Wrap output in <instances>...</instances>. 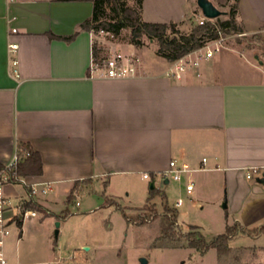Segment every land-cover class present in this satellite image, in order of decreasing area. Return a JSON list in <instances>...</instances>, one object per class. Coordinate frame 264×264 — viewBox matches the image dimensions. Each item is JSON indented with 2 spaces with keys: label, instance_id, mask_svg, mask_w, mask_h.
I'll return each instance as SVG.
<instances>
[{
  "label": "crops",
  "instance_id": "1",
  "mask_svg": "<svg viewBox=\"0 0 264 264\" xmlns=\"http://www.w3.org/2000/svg\"><path fill=\"white\" fill-rule=\"evenodd\" d=\"M93 10L91 0H0V163L13 159L18 141L43 160L41 174L4 184L11 200L6 264H115L62 255L54 229L67 207L57 214L52 197L69 195L77 180L107 188L137 175L169 184L175 160L187 171H222L227 185L260 190L246 171L264 166V63L223 45L181 80L165 74L170 61L159 55L141 56L134 77L102 78L90 66L103 34L80 29ZM237 21L249 32L264 28V0H240ZM10 43L19 45V76ZM47 183L43 199L27 191ZM31 198L44 209L24 216L19 205Z\"/></svg>",
  "mask_w": 264,
  "mask_h": 264
},
{
  "label": "rangeland",
  "instance_id": "2",
  "mask_svg": "<svg viewBox=\"0 0 264 264\" xmlns=\"http://www.w3.org/2000/svg\"><path fill=\"white\" fill-rule=\"evenodd\" d=\"M211 1L227 12L220 18H227L230 3L227 0ZM127 3L136 6V0H127ZM140 14L143 20L176 22L181 32L191 31L202 17L196 0H143ZM130 36V28L124 29L117 37L103 33L102 56L106 54L110 42L113 46L116 43L123 51L133 49L127 46ZM143 40L145 44L137 50L139 55H158L157 42L146 36ZM222 43L264 63V28L255 32L246 30L242 36L226 34ZM170 175L169 184H163L159 179L155 183L158 188L162 186L169 204L178 209L180 229L187 231L192 225L198 226L211 240L225 232L228 225L238 223L237 235L230 239L228 250L219 251L212 247L202 253L184 240L159 237L163 209L158 195L153 198L158 215L141 224L128 221L116 204H106L105 198L113 195L126 213L137 215L142 211L151 180L133 175L124 185L115 182L112 187L104 188L100 182H94L78 196L80 205H76V197L74 202H66L68 191L53 195V202H56L59 211L57 214L65 207L71 211L67 218L55 220V229L59 222L57 240L63 257L103 258L115 264H140L141 257L147 259V264H264V232L261 233L259 228L264 223V185L257 181L256 176L248 180L259 186L258 192L247 189V186L243 188L242 181L240 186L227 185L222 171L192 169L181 172L178 180L173 179V173ZM191 181L193 189L187 192L186 185ZM37 195L43 199L50 194ZM179 199L181 203L177 204ZM224 203L227 205L224 206ZM83 242L87 245H81Z\"/></svg>",
  "mask_w": 264,
  "mask_h": 264
},
{
  "label": "trees",
  "instance_id": "3",
  "mask_svg": "<svg viewBox=\"0 0 264 264\" xmlns=\"http://www.w3.org/2000/svg\"><path fill=\"white\" fill-rule=\"evenodd\" d=\"M94 5L93 14L90 18L80 24V29L103 30L114 37L120 36L126 28L131 29L129 43L136 47H142L145 42L143 37L155 41L158 44L157 54L168 61L172 62L185 53L203 46L206 41L230 33L245 32L243 25L238 23L237 14L240 0H227L230 3V10L227 18L207 19L203 23H198L191 31L181 32L176 22H159L143 20L140 9L143 0H136V6H131L127 0H91ZM112 12V14H111ZM64 37L65 39L73 38L76 33ZM103 46L96 45L94 56L102 57ZM16 159L10 165L0 163V172L8 176L9 182H22L23 177L27 175H39L42 173L43 160L39 151L35 150L29 142L18 141L16 144ZM93 179L85 178L77 180L67 196V202H74L76 193L83 191L84 187L90 186ZM27 191H31V186L26 185ZM158 195L162 202L163 219L162 231L159 237L171 239L172 241L184 240L187 245L204 253L210 248H216L219 251L229 249V241L237 235L236 229L238 223L228 225L226 231L214 236L208 240L200 231L198 226L192 225L189 230L182 231L178 224L179 211L176 207L171 206L168 202L166 192L156 186L150 187L148 196L142 211L135 214H128L122 208L120 203L114 197L107 196L106 204H116L117 208L122 211L128 221L136 224L144 223L158 215V208L153 198ZM23 207L33 210H43V206L34 199H29L23 203ZM71 214L67 207L58 218L67 217ZM258 228V227H254ZM261 232H264V224L259 226ZM245 232V231H243Z\"/></svg>",
  "mask_w": 264,
  "mask_h": 264
},
{
  "label": "built area",
  "instance_id": "4",
  "mask_svg": "<svg viewBox=\"0 0 264 264\" xmlns=\"http://www.w3.org/2000/svg\"><path fill=\"white\" fill-rule=\"evenodd\" d=\"M13 1V0H10ZM209 18L205 17L202 14V17L200 19V23H203L205 20ZM99 33H105L110 36H113V34H110L108 32H105L103 30H98ZM220 36L218 38L210 39L206 41V43L198 48H195L178 59L170 62L169 67L167 68L165 74L169 77H172L177 80H181L183 74L189 69V68H198L200 65V61L202 59H208L211 58L215 52H217L222 46V40H223V34L221 31H219ZM238 35H244L245 32H238L236 33ZM111 45V46H110ZM108 46V50L106 54L101 58H97L94 56L92 64L90 66V70L92 73H95L97 76L102 78H112V79H121V78H129L134 77L137 74L138 66L141 63V55L135 51H123L121 49H118V47L111 44ZM18 43H10L8 45V51L10 54V62L13 66V73L16 76H19V59L17 57L18 52ZM16 153L14 154L13 159L6 165L10 166L16 159ZM206 158H203V161H205ZM170 166L176 168V170L173 172V179L178 180L181 177V172L188 170V165L183 164L181 167L177 166L175 160H170ZM264 175V166L254 167L250 170L246 171V178L251 179L256 176L262 177ZM146 178H149V174L145 173L143 175ZM8 176L5 173L0 172V263L6 264L7 258L5 257L4 251H3V245L5 237L8 236L11 232L10 229V218L7 216V209L11 205V200L6 196L4 192V184L8 183ZM187 192H191L193 189V182H189L186 185ZM51 190L50 184H44L41 187L38 186H31L30 194L32 196L37 194H46ZM76 205H80V201L78 200V193H76ZM181 203V199L177 201V204ZM19 209L24 214V216H33L36 215L35 211H31L27 208L23 207V204L19 205Z\"/></svg>",
  "mask_w": 264,
  "mask_h": 264
},
{
  "label": "water",
  "instance_id": "5",
  "mask_svg": "<svg viewBox=\"0 0 264 264\" xmlns=\"http://www.w3.org/2000/svg\"><path fill=\"white\" fill-rule=\"evenodd\" d=\"M197 5L199 6L202 14L209 18V19H214L217 18L221 15H225L227 12L224 10L219 9L211 0H196ZM256 58H258V55H255ZM261 63H263L262 60L259 59ZM257 181L262 183L264 185V175L262 177H258ZM155 184L152 182L150 184V187H154ZM227 204L224 203V206ZM57 228L55 229V235L58 236V226L59 222L56 223ZM140 264H147V259L146 258H140Z\"/></svg>",
  "mask_w": 264,
  "mask_h": 264
}]
</instances>
